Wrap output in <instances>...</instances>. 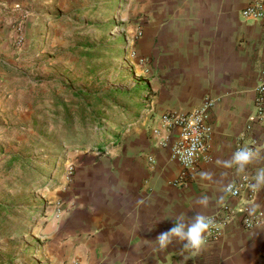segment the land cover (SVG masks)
Segmentation results:
<instances>
[{
  "label": "crops",
  "instance_id": "1",
  "mask_svg": "<svg viewBox=\"0 0 264 264\" xmlns=\"http://www.w3.org/2000/svg\"><path fill=\"white\" fill-rule=\"evenodd\" d=\"M15 1L0 0V5ZM253 1L124 0L128 5L122 16L132 19L126 29L139 32L129 48L134 76L113 94L103 93L100 120L111 133L104 146L74 155L68 195L41 228L43 261L264 264V189L254 192L249 187L264 163L250 166L247 176L217 163L245 146L264 155V124L253 117V90L264 69V30L260 22L238 14ZM23 18L27 30L31 18ZM2 25L0 54L7 55L13 30ZM205 97L215 100L206 149L184 185H173L180 167L170 158L169 146L177 130L159 131V117L170 110H190ZM225 171L228 175L221 176ZM202 172L212 173L213 181L202 180ZM241 179L248 185L238 196L218 200L223 184ZM62 189L58 192L64 195ZM201 195L209 197L207 209L195 203ZM254 203L261 206L251 214L258 222L244 228L240 209L250 214ZM221 206L232 209L233 216L199 256L192 257L176 243L158 249L155 238L173 226L177 215L191 218L203 211L213 217Z\"/></svg>",
  "mask_w": 264,
  "mask_h": 264
},
{
  "label": "rangeland",
  "instance_id": "2",
  "mask_svg": "<svg viewBox=\"0 0 264 264\" xmlns=\"http://www.w3.org/2000/svg\"><path fill=\"white\" fill-rule=\"evenodd\" d=\"M127 5H0V25L22 24L21 44L0 54V264H47L41 228L68 195L74 155L107 143L103 93L134 76L129 48L136 38L127 30L132 19L122 16ZM23 17L31 18L27 30Z\"/></svg>",
  "mask_w": 264,
  "mask_h": 264
},
{
  "label": "built area",
  "instance_id": "3",
  "mask_svg": "<svg viewBox=\"0 0 264 264\" xmlns=\"http://www.w3.org/2000/svg\"><path fill=\"white\" fill-rule=\"evenodd\" d=\"M239 17L243 20L257 21L261 23V27L264 30V0H255L249 4L243 6L239 10ZM13 43L19 46L22 41V26L19 22L13 28ZM139 32H136L135 36H138ZM215 100L209 97H205L201 102L187 111L170 110L160 115V129L161 132H169L173 128L177 130L176 137L172 144L169 146V155L180 167V171L172 181L173 185H184L187 174L193 170L198 157L206 149V141L210 134L209 124V111L214 106ZM253 117L258 123L264 124V69L259 72L254 90H253ZM248 125L245 129H248ZM157 130H153L154 134H157ZM193 150L191 157L192 163L186 164L184 157L189 150ZM237 148L236 150H238ZM232 183V182H231ZM236 191V195H230L236 197L239 195L242 189L247 187L248 182L246 179H241L238 182L232 183ZM253 193L251 191L247 194V199H250ZM243 212L241 223L244 228H251L257 224V218L251 214L246 213V208L240 209ZM233 210L226 206H221L220 214L211 217L214 221L211 228L208 240H212L219 236L222 228L230 221L233 216ZM68 264H79L76 259H72Z\"/></svg>",
  "mask_w": 264,
  "mask_h": 264
},
{
  "label": "clouds",
  "instance_id": "4",
  "mask_svg": "<svg viewBox=\"0 0 264 264\" xmlns=\"http://www.w3.org/2000/svg\"><path fill=\"white\" fill-rule=\"evenodd\" d=\"M192 154L193 150L190 149L184 157L186 164L192 163ZM217 163L223 169L235 168L236 175L247 176L250 166L264 163V155L245 146L233 152L229 159L220 160ZM227 175V171L221 173V176L226 177ZM200 177L202 180L213 181V174L210 172H202ZM249 187L254 192L264 189V166L256 168L254 183H251ZM234 188L235 186L231 182L223 184L221 188L222 195L218 197V200L223 201L228 194L236 195ZM195 203L202 209H207L209 207V197L201 195L196 199ZM260 207L259 204L254 203L250 206L249 213L254 214ZM213 224V219L204 214L203 211L196 212L191 218H187L185 214L181 213L175 217L173 226L169 230L161 232L155 238L158 249L167 250L174 243L181 244L183 249L192 257H197L207 248L208 237Z\"/></svg>",
  "mask_w": 264,
  "mask_h": 264
}]
</instances>
